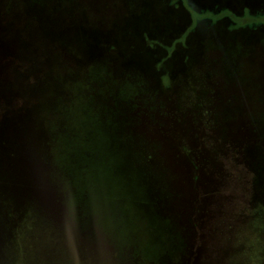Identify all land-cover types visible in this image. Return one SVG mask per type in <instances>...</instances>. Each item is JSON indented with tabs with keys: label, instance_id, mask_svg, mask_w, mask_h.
Returning <instances> with one entry per match:
<instances>
[{
	"label": "rangeland",
	"instance_id": "obj_1",
	"mask_svg": "<svg viewBox=\"0 0 264 264\" xmlns=\"http://www.w3.org/2000/svg\"><path fill=\"white\" fill-rule=\"evenodd\" d=\"M0 264H264V0H0Z\"/></svg>",
	"mask_w": 264,
	"mask_h": 264
}]
</instances>
